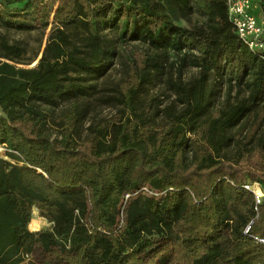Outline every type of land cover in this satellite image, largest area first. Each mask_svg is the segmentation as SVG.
<instances>
[{"label":"trees","instance_id":"trees-1","mask_svg":"<svg viewBox=\"0 0 264 264\" xmlns=\"http://www.w3.org/2000/svg\"><path fill=\"white\" fill-rule=\"evenodd\" d=\"M49 22L35 66H19L37 54L8 34ZM170 55L198 71L173 80L182 108L137 113ZM115 59L121 107L80 138L89 82ZM0 109V264H38L37 251L48 264H264V54L239 40L226 0H0ZM33 210L48 229L28 230Z\"/></svg>","mask_w":264,"mask_h":264},{"label":"rangeland","instance_id":"rangeland-1","mask_svg":"<svg viewBox=\"0 0 264 264\" xmlns=\"http://www.w3.org/2000/svg\"><path fill=\"white\" fill-rule=\"evenodd\" d=\"M196 14L190 17V20L183 19L178 21L183 26H190V23H193L197 18ZM52 15L49 16L51 21ZM50 27V22L47 29L44 31V34H40V31L32 30V31H11L8 34L9 39L21 41L26 49V58L33 57L37 54V57L28 65H19L25 68L33 67L37 63V60L40 58L43 49L46 44V35ZM139 46L135 42H131V44L127 46ZM138 47V48H139ZM167 65L165 67V75L161 77V80L152 83L144 89L142 93L137 97V113L142 114L144 111L149 107L150 114L154 115L158 119H164L165 114L168 112L169 108L174 110H180L182 106L179 104L180 102L177 101V95L174 89L173 81L175 77L180 76V79L184 82L190 79H195L198 77V71L193 68L185 67V68H178L179 64L177 63V57L170 55L168 56ZM126 76L125 67L123 60L115 59L112 62L110 68L107 69L104 75L96 79L95 81L89 82L90 84L95 85V90L93 95L91 96L92 106L94 107V111L92 115L88 118L82 128V133L80 138H84L87 134V127L89 123L95 119L100 117H107L111 116L117 109L121 106L118 105L114 99L115 96V89L116 84L124 79ZM174 76V77H173ZM172 80V82H171ZM217 82L216 77L214 75H209L206 87L209 85L215 84ZM216 85V84H215ZM226 85L222 86L217 98V93L215 95L216 100L219 102L223 100L226 96ZM230 100H234L235 96L239 95L237 90L234 88L230 92ZM241 95V92H240ZM46 133L51 137H56L58 135V130L54 127H49L46 130ZM2 151H0V155ZM258 185V184H257ZM253 186V185H252ZM259 186V185H258ZM260 188V187H259ZM262 196V191H261ZM260 196V197H261ZM32 219H42L43 222L38 230H34L31 227V224L28 225L29 231H39L45 230L49 228V223L46 222L45 219L39 217L38 212L36 210L32 211L31 220ZM31 222V221H30ZM29 259H32L36 263L48 264L47 259H44L37 251L31 256Z\"/></svg>","mask_w":264,"mask_h":264},{"label":"built area","instance_id":"built-area-1","mask_svg":"<svg viewBox=\"0 0 264 264\" xmlns=\"http://www.w3.org/2000/svg\"><path fill=\"white\" fill-rule=\"evenodd\" d=\"M262 1L264 0H226L228 19L233 26L235 34L249 50L259 55L264 54V13H261L260 9ZM257 8L260 9L259 13L254 11ZM0 151H2L0 157L7 159L4 154L10 152V150L4 145H0ZM244 188L251 190L252 186L245 185ZM137 193L158 196L157 193L147 188H141L134 195ZM253 194L255 195L254 192ZM129 196L126 195L125 199H128ZM255 198L256 202H259L260 197L255 195Z\"/></svg>","mask_w":264,"mask_h":264},{"label":"bare ground","instance_id":"bare-ground-1","mask_svg":"<svg viewBox=\"0 0 264 264\" xmlns=\"http://www.w3.org/2000/svg\"><path fill=\"white\" fill-rule=\"evenodd\" d=\"M254 193H255V195H257L258 197H260L261 196V190H260V188H259V186L257 185V184H254L253 186H252V189H251ZM43 222V220L42 219H32L31 220V227H32V229H34V230H38L39 228H40V226H41V223Z\"/></svg>","mask_w":264,"mask_h":264},{"label":"crops","instance_id":"crops-1","mask_svg":"<svg viewBox=\"0 0 264 264\" xmlns=\"http://www.w3.org/2000/svg\"><path fill=\"white\" fill-rule=\"evenodd\" d=\"M260 9H261V13H264V1H262V2L260 3ZM260 9L257 8V9H255L254 11H255L256 13H259V12H260Z\"/></svg>","mask_w":264,"mask_h":264},{"label":"water","instance_id":"water-1","mask_svg":"<svg viewBox=\"0 0 264 264\" xmlns=\"http://www.w3.org/2000/svg\"><path fill=\"white\" fill-rule=\"evenodd\" d=\"M0 115L5 118V115L2 113L1 109H0Z\"/></svg>","mask_w":264,"mask_h":264}]
</instances>
